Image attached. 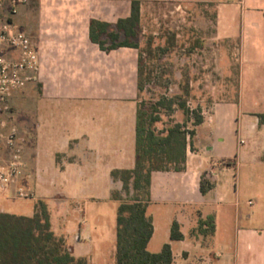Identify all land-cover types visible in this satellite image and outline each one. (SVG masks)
Masks as SVG:
<instances>
[{"label": "crops", "instance_id": "1", "mask_svg": "<svg viewBox=\"0 0 264 264\" xmlns=\"http://www.w3.org/2000/svg\"><path fill=\"white\" fill-rule=\"evenodd\" d=\"M139 1L141 16L143 4L155 0ZM178 1L213 6L214 35L235 54L236 85L232 97L202 109L184 169L151 173L146 214L153 233L147 248L160 211L168 215L173 264L176 241L183 264L191 256H207L209 264H264V0ZM131 2L15 0L7 18L30 38L36 63L21 72L27 87L10 94L0 115L1 132L17 128L24 163L16 182L0 193V212L16 214L6 209L12 193L28 187L33 204L25 215L43 201L53 232L89 264L105 234L98 206L116 201L117 215L119 201L111 194L122 184L111 170L135 163L138 102L137 48L101 50L89 38V23L98 19L114 27L130 15ZM7 54L17 56L14 50ZM224 63L230 72L229 61ZM0 157H8L1 141ZM203 175L212 184L205 193ZM208 217L214 231L204 235L196 228ZM174 220L181 240L170 239ZM113 235L116 251V219Z\"/></svg>", "mask_w": 264, "mask_h": 264}, {"label": "trees", "instance_id": "2", "mask_svg": "<svg viewBox=\"0 0 264 264\" xmlns=\"http://www.w3.org/2000/svg\"><path fill=\"white\" fill-rule=\"evenodd\" d=\"M140 23V1L132 0L130 15L120 18L114 27L110 23L91 19L89 38L97 43L101 50L110 51L121 46H130L138 50V102L135 127V163L130 169H113L111 177L119 180L122 189L131 198L123 200L119 191L111 196L119 201L116 215V251L115 264H173L170 243H164L157 252H150L147 244L153 233V224L146 214L150 203V177L153 171H181L185 167L186 148L192 142L195 127L203 116L199 109L190 110L186 101L169 100L170 112L178 109L182 120L172 119L171 123L162 122L160 108L166 98H161L148 108L139 95L143 90L149 72L145 73L141 53L137 44L131 41L137 36ZM172 102V104H171ZM191 124V128L187 124ZM212 184L203 175L200 190L205 193ZM196 230L201 234L214 231L212 217L199 220ZM170 239L181 240L183 234L179 223L173 221L170 227ZM0 264H89L82 256H74L65 244L62 236L51 229L50 215L46 204L38 201L31 216L0 212Z\"/></svg>", "mask_w": 264, "mask_h": 264}, {"label": "rangeland", "instance_id": "3", "mask_svg": "<svg viewBox=\"0 0 264 264\" xmlns=\"http://www.w3.org/2000/svg\"><path fill=\"white\" fill-rule=\"evenodd\" d=\"M6 5L9 9L8 1ZM7 13L10 12L6 10ZM214 15V8L208 3L194 5L178 0H155L143 4L138 33L131 41L138 46L145 73L149 72V78L144 77L139 102L143 101L148 108L162 97L166 98L164 105L158 107L163 123L158 122L157 128L166 122L171 123L172 119L183 118L178 109L169 111V100L176 103L185 100L190 110L199 109L202 112L214 102L233 96L236 85L235 54L232 50H226V42L215 37ZM225 59L229 61L228 66H232L228 73L223 69ZM26 87L25 83L13 87L7 98ZM24 91L31 92L28 88ZM187 125L191 128L190 123ZM23 188L28 190V187ZM119 192L123 200H129L132 196L131 192L127 193L122 188ZM12 194V204L6 209L16 214H30L33 197H18L14 191ZM116 205V201H106L98 206L103 213L105 234L94 244L95 256H91V264H115L113 232ZM167 218L168 215L159 211L157 229L147 248L150 252L159 251L163 243H171L168 238L169 226L165 224ZM181 246L178 241L172 243L176 264L185 263L177 256ZM187 264H209V258L191 256Z\"/></svg>", "mask_w": 264, "mask_h": 264}, {"label": "built area", "instance_id": "4", "mask_svg": "<svg viewBox=\"0 0 264 264\" xmlns=\"http://www.w3.org/2000/svg\"><path fill=\"white\" fill-rule=\"evenodd\" d=\"M13 5L15 0H0V115L8 110L7 96L13 87L24 84L20 76L24 70L35 68L36 54L30 38L22 31L11 27L8 15L11 13L6 3ZM24 2L25 0H20ZM6 10L10 12L5 14ZM17 52L15 58L7 52ZM4 123L0 121L2 127ZM0 127V128H1ZM0 141L8 149V157H0V193L6 192L11 184L16 182L24 166L22 160L23 149L18 143L17 128L11 126L6 132L0 131ZM14 194L18 197H33V191L23 187H16Z\"/></svg>", "mask_w": 264, "mask_h": 264}]
</instances>
